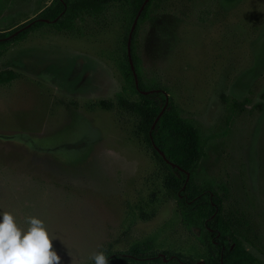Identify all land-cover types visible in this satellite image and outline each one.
Wrapping results in <instances>:
<instances>
[{
  "label": "rangeland",
  "instance_id": "rangeland-1",
  "mask_svg": "<svg viewBox=\"0 0 264 264\" xmlns=\"http://www.w3.org/2000/svg\"><path fill=\"white\" fill-rule=\"evenodd\" d=\"M6 6L0 32L50 2ZM122 15L113 7L107 27L81 38L31 34L0 61L19 75L0 87V211L21 227L42 219L60 264H91L97 251L127 252L151 237L158 251L203 254L199 234L181 224L145 128L119 103L138 101L120 71ZM137 55L144 83L206 131L225 128L230 99L251 100L226 133L214 173L229 188L227 209L264 247V0H157Z\"/></svg>",
  "mask_w": 264,
  "mask_h": 264
},
{
  "label": "trees",
  "instance_id": "trees-1",
  "mask_svg": "<svg viewBox=\"0 0 264 264\" xmlns=\"http://www.w3.org/2000/svg\"><path fill=\"white\" fill-rule=\"evenodd\" d=\"M39 1H49L50 6L17 29L0 32V61L13 47L40 31L81 38L94 28H105L109 12L113 7L120 8L124 30L120 71L127 87L124 91L136 95L138 101L130 103L119 96V103L145 128L148 145L170 174L168 188L174 194L181 224L187 231L199 234L203 248L200 257L158 251L156 239L151 237L127 252L107 255L109 264H264L248 250L252 247L264 257V247L243 218L235 217L227 209L229 188L214 173L220 149L225 146L226 133H230L235 121L252 105L251 100L230 99L226 106L225 128L221 132L206 131L196 120L184 119L166 91L144 83L137 55L138 37L141 26L151 20L157 0ZM7 3L8 0H0V23L7 12ZM140 12L131 41V55L139 81L137 87L127 51L129 35ZM18 79L19 75L14 71L0 70V87ZM141 92L153 93L143 95ZM102 106L108 107V104L102 103ZM159 151L176 168L166 162ZM212 153L217 157L213 158Z\"/></svg>",
  "mask_w": 264,
  "mask_h": 264
},
{
  "label": "clouds",
  "instance_id": "clouds-1",
  "mask_svg": "<svg viewBox=\"0 0 264 264\" xmlns=\"http://www.w3.org/2000/svg\"><path fill=\"white\" fill-rule=\"evenodd\" d=\"M25 223L26 227H21L12 213L0 211V264H60L61 258L52 246L57 238L44 221L31 216ZM89 259L91 264H109L102 250Z\"/></svg>",
  "mask_w": 264,
  "mask_h": 264
},
{
  "label": "water",
  "instance_id": "water-1",
  "mask_svg": "<svg viewBox=\"0 0 264 264\" xmlns=\"http://www.w3.org/2000/svg\"><path fill=\"white\" fill-rule=\"evenodd\" d=\"M142 11V10H141ZM141 12L139 13L138 17L136 18L133 26H132V29H131V32H130V35H129V42H128V51H127V54H128V59H129V64L131 66V70L133 72V76H134V79H135V85L138 87L139 86V81H138V77H137V73H136V70H135V66H134V63H133V59H132V55H131V41H132V37H133V32L135 31V28H136V25H137V22H138V19H139V16H140ZM143 95H148V94H151L153 92H141ZM159 119V118H158ZM158 119L156 120V122L154 123V126L153 128H155V125L157 124L158 122ZM160 155L164 158V160L166 162L167 159L165 157V155L160 152ZM169 163V162H168ZM173 168H176V165L172 164V163H169Z\"/></svg>",
  "mask_w": 264,
  "mask_h": 264
},
{
  "label": "flooded vegetation",
  "instance_id": "flooded-vegetation-1",
  "mask_svg": "<svg viewBox=\"0 0 264 264\" xmlns=\"http://www.w3.org/2000/svg\"><path fill=\"white\" fill-rule=\"evenodd\" d=\"M17 28H18V27H17ZM17 28H16V29H17ZM14 30H15V29H14ZM78 69H79V68H75V72H77Z\"/></svg>",
  "mask_w": 264,
  "mask_h": 264
}]
</instances>
